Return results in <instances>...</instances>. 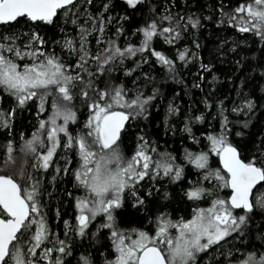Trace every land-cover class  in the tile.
Instances as JSON below:
<instances>
[{"label":"snow or ice","instance_id":"1","mask_svg":"<svg viewBox=\"0 0 264 264\" xmlns=\"http://www.w3.org/2000/svg\"><path fill=\"white\" fill-rule=\"evenodd\" d=\"M209 22L233 32L215 59L231 62L234 54L240 69L249 59L242 53L253 50L264 69V0L203 8L196 0H0V264H98L97 254L103 264H264V197L250 199L264 188V129L255 137L245 131L260 106L244 91L250 77L230 107L212 87L199 114L175 93L162 124L164 136L190 143L179 154L147 127L165 99L163 84L184 85L190 95L218 80H206L215 65L200 54ZM33 109L34 131L18 134V163L15 126ZM67 182L72 190L62 195L73 215L54 212L62 238L48 209L53 199L63 203ZM170 185L179 187L187 216L167 210ZM128 208L142 214L141 226L122 225ZM89 238L107 241V253L85 247Z\"/></svg>","mask_w":264,"mask_h":264},{"label":"trees","instance_id":"2","mask_svg":"<svg viewBox=\"0 0 264 264\" xmlns=\"http://www.w3.org/2000/svg\"><path fill=\"white\" fill-rule=\"evenodd\" d=\"M196 2L201 8H203L204 5L206 4H215L216 0H196ZM238 2L239 0H231V4L233 6ZM205 14H207V12H205ZM136 23L137 24L141 23V21L137 19ZM133 27L134 25H129L128 26L129 31L133 30ZM232 35H233L232 30L221 31L220 29L215 28L214 25L211 24L210 22L207 24L206 29L203 30L200 34V43L203 45L202 49L200 50V54L206 58V61H210L215 65L213 73L208 74L206 76V80L211 82L213 80V75H214L218 78L216 82H213L212 84H205L203 86L204 89L203 91L199 89H192L190 95H185L184 91H182L184 85L172 83L171 81H168L167 83L163 84L162 91L164 93L165 99L159 103L158 105L159 111L154 112V119H152V122L147 126L148 130L151 131L153 138L157 139L162 146H164L167 142V146L169 150L176 151L177 154H179L182 147H191L189 142L187 141H184L183 143L181 142L179 134L176 137H171L170 135L164 136V128L162 121L164 120L165 117L166 104L169 100L172 99L175 93L177 92L180 93L179 98H177V103H180L182 108L186 109L189 107V105H191L194 110H197L196 114H199L200 111H204V105L200 103V101L204 96L209 94L212 87L216 89V92L212 93L213 97H215L216 99H224L225 102L230 107L231 102L233 100H236V92L240 87V81L244 80L246 77H250V79L247 81L248 86L244 89V91L250 93L252 98L256 99L258 105L260 106L257 108L256 113L253 117V127L245 131L251 132L252 137H255L262 129H264V100L261 99L262 97H264V78H261L260 76V73L264 71V69L258 67L260 63V53L253 50H246L245 53H242V55H247L249 59L245 61V67L240 69H237L235 67L234 54H230L232 55L231 62H221L220 60L215 59L213 56L216 46L220 43L223 37L227 36L231 38ZM133 42H135V38H133ZM249 43H253V41L249 39ZM157 47L158 48L163 47L165 50H168V46L162 45V43L158 44ZM225 60L227 61L228 58L226 57ZM194 70L195 69H193V71ZM116 75L120 78V80L127 82V79L123 77L122 72H118L116 73ZM183 75L185 77V83L190 88L192 82V75L188 72V70H184ZM157 80L158 81L160 80L159 75L157 76ZM97 83L99 86L103 87V78L97 81ZM76 104L77 107L81 106L80 98L77 99ZM5 107H7V105H5ZM34 112H35L34 109L31 112H24L19 117L17 124L15 126L14 135L16 140L15 146L17 148V151L14 153V155L18 159V163L23 160V154L20 153L18 150L21 144L18 134L20 132H23L25 134V137L28 138L31 132L34 131V125L36 123L35 119H33ZM83 118L84 117L82 115L81 119ZM179 126L182 127V125ZM140 127H145V125L141 123ZM196 127L202 128L203 126L197 125ZM134 131L139 132V129H135ZM235 139L237 142H239L240 138H235ZM4 142H5L4 136L3 134H0V144H3ZM122 147L126 154H130L132 152L131 143L126 141L125 145H123ZM4 158H5V152L3 149H0V169L4 168V164H3ZM212 164L214 167H219L216 157L212 158ZM30 165H31V161L29 160L28 162L29 168ZM9 171H11V169H9ZM64 188H67L68 190H72L71 182H67L61 185V199L63 203L61 205H57L56 200L53 199L50 202V207L48 209L49 222L53 225L54 230L60 231L62 238H63V225H62V221L59 225L55 223V217H54L55 208L57 206L61 207L62 217L65 219H71L73 215V201L70 198L68 199L63 198L62 193ZM168 190L173 193L174 199L172 202L167 204V210L172 212L174 217H178L181 215L187 216L189 214L188 204L181 201L180 198L181 193L179 187L176 185H170L168 186ZM261 197H264V188H261L260 186L255 191L253 201ZM153 211H155V208H153ZM121 221L124 227H138L141 226L142 223V214L137 215L134 209L128 208L122 211ZM143 223H146V221H143ZM90 242L94 243V247L91 249L94 253H96L97 249H102L107 253L108 242L105 241L104 239H100L98 243H95L91 241V238H89L88 240L83 242L84 246L87 247ZM108 255L110 258H113L111 253H108ZM96 259L98 261V264H103V257H100L97 254Z\"/></svg>","mask_w":264,"mask_h":264},{"label":"water","instance_id":"3","mask_svg":"<svg viewBox=\"0 0 264 264\" xmlns=\"http://www.w3.org/2000/svg\"><path fill=\"white\" fill-rule=\"evenodd\" d=\"M259 187H260V185H257L256 188L253 189L252 196L250 197V199H253L254 194H255V191H256Z\"/></svg>","mask_w":264,"mask_h":264}]
</instances>
